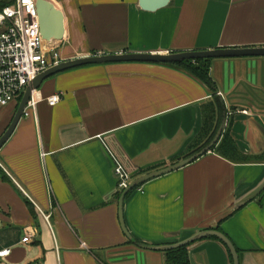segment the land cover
Wrapping results in <instances>:
<instances>
[{
	"label": "crops",
	"instance_id": "0c3cea01",
	"mask_svg": "<svg viewBox=\"0 0 264 264\" xmlns=\"http://www.w3.org/2000/svg\"><path fill=\"white\" fill-rule=\"evenodd\" d=\"M49 1L64 16L54 42L61 62L264 47V0H170L155 12L138 0ZM208 76L214 94L178 68L151 63L90 65L45 80L36 110L0 148V250H10L0 264H165L163 252L139 244H175L206 230L232 242L239 264H264V196L256 194L264 184V58L211 60ZM53 94L61 99L50 107ZM214 97L245 163L208 152L133 188L122 209L127 237L115 163L131 180L173 164ZM16 107H0V137ZM217 240L190 244V264H231Z\"/></svg>",
	"mask_w": 264,
	"mask_h": 264
},
{
	"label": "water",
	"instance_id": "95a60500",
	"mask_svg": "<svg viewBox=\"0 0 264 264\" xmlns=\"http://www.w3.org/2000/svg\"><path fill=\"white\" fill-rule=\"evenodd\" d=\"M170 0H138V7L142 11L155 12L159 9L165 8L169 4ZM36 7L38 13L39 27L41 37L47 42H60L63 39L64 34V16L63 13L55 7V5L49 0H36ZM233 58H264V47H248V48H217L211 50H199V51H187L169 54H152V53H121V54H101L89 57L77 58L73 60H67L55 64L40 74L32 81V83L26 88L23 93L14 117L4 132L0 137V148L8 141L12 133L14 132L18 122L20 121L23 110L26 107L27 102L30 99L31 92L33 90H38L42 83L48 78L55 76L59 73L84 67L90 65H105L113 63H151V64H176L183 61H195V60H216V59H233ZM223 130V125L219 129L215 138L206 147L202 148L199 152L191 155L190 157L179 160L178 162L168 165L162 169L144 174L133 181L130 182L128 188L122 192L119 198V218L120 224L123 232L128 237L124 222H123V202L125 196L133 188L137 187L141 183H144L150 179L160 177L162 175L168 174L184 166L192 163L201 156L205 155L220 139ZM264 189V184L260 190L256 193H260ZM256 194L254 196H256ZM253 196V197H254ZM208 237H215L221 241L226 248L229 250L232 256V264H239L238 252L232 242L221 232L217 230H206L202 232H197L193 237L170 245H146L139 244L141 248L164 252L167 250H172L181 246L190 245L194 242L200 241ZM129 239L131 237L129 236ZM133 241V240H132Z\"/></svg>",
	"mask_w": 264,
	"mask_h": 264
},
{
	"label": "built area",
	"instance_id": "2783aa9c",
	"mask_svg": "<svg viewBox=\"0 0 264 264\" xmlns=\"http://www.w3.org/2000/svg\"><path fill=\"white\" fill-rule=\"evenodd\" d=\"M6 4L0 7V107L12 103L18 106L36 76L61 62L52 42L41 37L36 0H10ZM60 99L61 94H53L45 100L48 106L53 107ZM41 100L37 90H33L22 117H28L35 111ZM114 174L120 194L132 180L118 163H115ZM21 242H28V238ZM9 254V249L0 250V260Z\"/></svg>",
	"mask_w": 264,
	"mask_h": 264
},
{
	"label": "trees",
	"instance_id": "16d2710c",
	"mask_svg": "<svg viewBox=\"0 0 264 264\" xmlns=\"http://www.w3.org/2000/svg\"><path fill=\"white\" fill-rule=\"evenodd\" d=\"M5 5H7L6 2L0 0V7H4ZM210 62L211 59L183 61L176 64H160V65L170 66L180 69L181 71L188 74L195 80L203 83L205 86L208 87V89H210L211 92H213L215 88L208 76ZM224 115H225L224 107L220 103L218 98L214 97L211 103L204 105L202 109V126L200 131L198 132L197 136L188 145L186 153L182 155L180 158H176L174 162L180 159L190 157L191 155L199 152L202 148L209 145L212 142V140L215 138L219 129L221 128L223 124ZM208 152L216 153L232 162L242 163L244 161L243 156L238 152L236 146L234 145L230 137L229 131L228 130L224 131V128L222 130L220 139L218 140L216 145H214ZM146 172L145 173L142 172L140 176L146 174ZM258 196L259 197L264 196V189L258 194ZM212 238L217 240V238L215 237ZM219 242L225 247L226 251L228 252L232 264V256L229 250L221 241ZM188 247L189 245H186L172 250L164 251L163 253L165 255V264H190L188 258Z\"/></svg>",
	"mask_w": 264,
	"mask_h": 264
},
{
	"label": "rangeland",
	"instance_id": "374dc122",
	"mask_svg": "<svg viewBox=\"0 0 264 264\" xmlns=\"http://www.w3.org/2000/svg\"><path fill=\"white\" fill-rule=\"evenodd\" d=\"M5 2H9L10 0H4ZM207 87V86H206ZM208 88V87H207ZM209 91H210V89H208ZM211 92V91H210ZM212 94H214L213 92H211ZM185 154V153H184ZM183 154V155H184ZM181 157V156H180ZM177 158H179V157H177ZM181 160V159H180ZM179 161V160H178ZM178 161H176V162H178ZM176 162H174V163H176ZM173 163V164H174ZM164 168V167H163ZM160 169H162V168H160ZM156 170H159V169H148V171L146 172V174H148V173H150V172H153V171H156ZM143 171V173H145V171L146 170H141V172ZM140 173V172H139ZM142 176V175H141ZM140 177V176H139ZM133 181V180H132ZM122 193H120L119 194V196L121 195Z\"/></svg>",
	"mask_w": 264,
	"mask_h": 264
},
{
	"label": "bare ground",
	"instance_id": "6f19581e",
	"mask_svg": "<svg viewBox=\"0 0 264 264\" xmlns=\"http://www.w3.org/2000/svg\"><path fill=\"white\" fill-rule=\"evenodd\" d=\"M55 43L54 42H52V45H54Z\"/></svg>",
	"mask_w": 264,
	"mask_h": 264
}]
</instances>
